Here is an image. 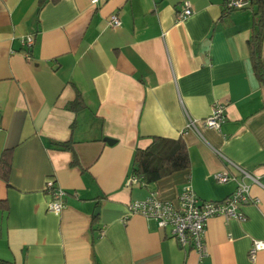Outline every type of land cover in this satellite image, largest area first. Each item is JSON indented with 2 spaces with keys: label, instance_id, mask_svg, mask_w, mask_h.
Instances as JSON below:
<instances>
[{
  "label": "crops",
  "instance_id": "obj_1",
  "mask_svg": "<svg viewBox=\"0 0 264 264\" xmlns=\"http://www.w3.org/2000/svg\"><path fill=\"white\" fill-rule=\"evenodd\" d=\"M226 0H0V258L14 264H264V84L253 72L247 6ZM187 2L192 13L176 12ZM121 20L108 25L110 13ZM32 38L31 45L24 43ZM264 60V39L261 45ZM79 98L82 106L68 105ZM225 103L219 129L202 120ZM197 130L187 129V119ZM153 136L182 138L189 165L129 184L134 151ZM105 138L112 139L111 143ZM57 142H70L64 150ZM220 154L258 177L243 220L206 221L205 254L127 204L154 192L174 201L189 185L220 200L237 176ZM65 191L58 214L45 183Z\"/></svg>",
  "mask_w": 264,
  "mask_h": 264
},
{
  "label": "built area",
  "instance_id": "obj_2",
  "mask_svg": "<svg viewBox=\"0 0 264 264\" xmlns=\"http://www.w3.org/2000/svg\"><path fill=\"white\" fill-rule=\"evenodd\" d=\"M99 0H90L96 4ZM249 4L248 0H226V9L242 8ZM192 13V8L185 2L184 6L176 12V19L184 20ZM121 20L116 13L108 16V25L118 27ZM31 45L32 38L27 37L23 41ZM225 117V103L216 101L212 104L210 113L202 120L205 127L219 129ZM187 129L197 130L196 121L188 117ZM230 166L238 171L235 176L226 170L217 171L214 178L219 183H225L231 179L235 180L234 190L220 200H199L189 185H185L177 195L176 200H162L154 192H151L143 199L128 202L127 207L130 214H139L156 221L160 228H168L171 237L180 246H188L198 255L205 254L204 232L206 221L215 215L226 218H236L243 220L245 215L239 210L240 205L245 203H256L257 198L252 197L249 188L252 183H258V177L236 165L234 162L220 154ZM139 183L138 178L132 175L129 184ZM45 190L50 195L47 209L58 214L63 208V197L65 191L55 185L53 179H48L45 183ZM264 250V238L254 239L248 249V257L253 260L257 252Z\"/></svg>",
  "mask_w": 264,
  "mask_h": 264
},
{
  "label": "trees",
  "instance_id": "obj_3",
  "mask_svg": "<svg viewBox=\"0 0 264 264\" xmlns=\"http://www.w3.org/2000/svg\"><path fill=\"white\" fill-rule=\"evenodd\" d=\"M45 0H39L42 4ZM248 7L252 10L253 30L248 39L251 65L254 74L264 84V60L261 57L262 39H264V0H248ZM82 106L78 97L68 107L77 108ZM60 149H71L70 142H57ZM9 154L4 151L0 158V173L7 180L9 169ZM189 160L186 146L182 138H167L153 136L146 148H137L134 151L131 174L138 178L140 184H150L173 172L184 170L188 167ZM0 264H14L11 261L0 258Z\"/></svg>",
  "mask_w": 264,
  "mask_h": 264
},
{
  "label": "water",
  "instance_id": "obj_4",
  "mask_svg": "<svg viewBox=\"0 0 264 264\" xmlns=\"http://www.w3.org/2000/svg\"><path fill=\"white\" fill-rule=\"evenodd\" d=\"M105 141H107L108 143H111V142H112V139H110V138H105Z\"/></svg>",
  "mask_w": 264,
  "mask_h": 264
}]
</instances>
